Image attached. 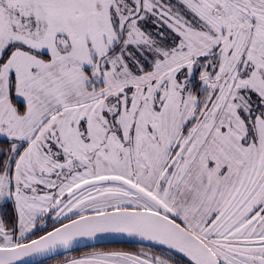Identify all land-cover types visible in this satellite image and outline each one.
<instances>
[{
  "label": "snow or ice",
  "instance_id": "obj_1",
  "mask_svg": "<svg viewBox=\"0 0 264 264\" xmlns=\"http://www.w3.org/2000/svg\"><path fill=\"white\" fill-rule=\"evenodd\" d=\"M0 264H264V0H0Z\"/></svg>",
  "mask_w": 264,
  "mask_h": 264
},
{
  "label": "flooded vegetation",
  "instance_id": "obj_2",
  "mask_svg": "<svg viewBox=\"0 0 264 264\" xmlns=\"http://www.w3.org/2000/svg\"><path fill=\"white\" fill-rule=\"evenodd\" d=\"M109 247H117V246L109 245ZM118 247H126V246L125 245H119Z\"/></svg>",
  "mask_w": 264,
  "mask_h": 264
},
{
  "label": "trees",
  "instance_id": "obj_3",
  "mask_svg": "<svg viewBox=\"0 0 264 264\" xmlns=\"http://www.w3.org/2000/svg\"><path fill=\"white\" fill-rule=\"evenodd\" d=\"M109 246V245H108ZM113 246H119V245H113Z\"/></svg>",
  "mask_w": 264,
  "mask_h": 264
},
{
  "label": "water",
  "instance_id": "obj_4",
  "mask_svg": "<svg viewBox=\"0 0 264 264\" xmlns=\"http://www.w3.org/2000/svg\"><path fill=\"white\" fill-rule=\"evenodd\" d=\"M114 245H121V244H114Z\"/></svg>",
  "mask_w": 264,
  "mask_h": 264
},
{
  "label": "rangeland",
  "instance_id": "obj_5",
  "mask_svg": "<svg viewBox=\"0 0 264 264\" xmlns=\"http://www.w3.org/2000/svg\"><path fill=\"white\" fill-rule=\"evenodd\" d=\"M118 247V246H117Z\"/></svg>",
  "mask_w": 264,
  "mask_h": 264
}]
</instances>
